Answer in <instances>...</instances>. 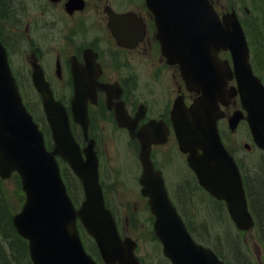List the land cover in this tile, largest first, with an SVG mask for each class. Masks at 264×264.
I'll use <instances>...</instances> for the list:
<instances>
[{
    "label": "water",
    "instance_id": "obj_1",
    "mask_svg": "<svg viewBox=\"0 0 264 264\" xmlns=\"http://www.w3.org/2000/svg\"><path fill=\"white\" fill-rule=\"evenodd\" d=\"M147 1L158 16L169 62H179L187 88L201 93L189 108L176 107L173 112L180 149L188 154L189 166L199 184L216 199L225 201L236 227L248 231L255 223L248 210L242 177L217 128L218 120L225 116L221 105L229 106L239 95L246 115L235 111L229 117L230 129L234 131L245 119L254 143L264 151V85L253 73L244 31L234 14L221 21L207 0ZM221 51L230 52L233 66L228 60H220ZM234 78L237 87L229 88L228 83ZM34 81L43 96L53 132L52 151L46 149L38 125L22 103L0 41V176L7 179L18 172L20 177L26 199L21 211L14 215L13 225L19 236L28 241L33 264H96L83 247L77 219L94 238L106 264H139L134 255L136 244L129 238L121 240L113 216L105 207L92 146L83 160L64 108L53 99L37 70ZM84 110L77 97L74 112L82 124ZM118 121L121 126H129L121 115ZM138 138L142 146V194L149 198L155 217L154 232L164 256L172 264H225L211 249L192 238L171 203L162 174L154 170L150 160V146L156 141L153 129L145 128ZM56 155L70 164L83 183L85 200L78 210L67 194Z\"/></svg>",
    "mask_w": 264,
    "mask_h": 264
},
{
    "label": "flooded vegetation",
    "instance_id": "obj_2",
    "mask_svg": "<svg viewBox=\"0 0 264 264\" xmlns=\"http://www.w3.org/2000/svg\"><path fill=\"white\" fill-rule=\"evenodd\" d=\"M15 1L20 2L19 6ZM210 2L220 15L234 10L246 24H252L257 15L253 9L257 7V25L263 31L264 0ZM12 6L18 7L13 16ZM1 16L8 19L6 24H1ZM10 31H16L18 39L20 82H32V68L40 65L53 95L68 111L76 81L81 84L88 115L87 136L74 119L70 125L81 149L93 141L106 204L116 221L121 222L118 211L123 206L117 195L129 193V188H118L109 180L115 179V174L110 173L125 172L127 164L124 168L121 161L116 164L106 141L120 143L123 138L130 146L139 147L137 134L156 121L152 129L167 131L169 139L166 144L152 145L151 159L156 170L169 174L165 148L171 159L177 154L182 156L177 152L171 110L178 97H183L187 105L195 97L185 90L179 67L169 65L163 57L154 18L145 0H0V38L8 41ZM119 115L129 126L120 127ZM124 172L122 175L128 176ZM137 175L130 178L136 180ZM193 186L188 181L177 185L179 198L188 190L192 193Z\"/></svg>",
    "mask_w": 264,
    "mask_h": 264
},
{
    "label": "rangeland",
    "instance_id": "obj_3",
    "mask_svg": "<svg viewBox=\"0 0 264 264\" xmlns=\"http://www.w3.org/2000/svg\"><path fill=\"white\" fill-rule=\"evenodd\" d=\"M15 2L19 6L20 2ZM12 7L13 12L10 15L13 16L15 13H17L18 7ZM19 11L21 10L19 9ZM256 19H259V17H256ZM6 20L8 19L3 20V17L1 16V24H6ZM15 33L16 31H10V39L7 37L6 38L9 40L11 48L14 52V56H11V63L16 67L18 66L19 56L16 58V41L18 39ZM256 40L263 43L264 34L256 37ZM261 49H263L264 53V45H261ZM223 57L228 58V55L224 54ZM30 91L32 94L28 95L31 97V99H28V101L32 103L35 102L41 107V103L37 95L32 91V89ZM245 124L246 123H241L235 132L229 131L226 122H220L219 128L223 133L224 139L228 143L230 149L236 153V157L240 164L244 165L247 171L250 170L248 171L249 174H254L260 171V163H258L260 151L253 145L249 130ZM106 142H108V151L110 155L116 157V164H118V161H121L122 168H124V165L127 164L125 172L123 170H121V172L122 174L123 172L128 174L129 177L123 176L117 171L115 173H110L111 171L109 172L110 174H115V179L109 180L114 184V186L118 188L119 186L129 188L127 189L129 193H120L117 195V201L123 206L118 212L125 226L126 235L132 237L138 243L139 248L137 255L142 258L144 264H170L163 257L162 249L158 241L154 238L152 231V216L149 210L146 208V200L141 196L140 186L136 181L140 172L136 158V156L138 157L139 154V147L135 145H133L134 147L130 146V142L123 138L121 139L120 143H116L114 141ZM247 143L251 145L249 150L245 146ZM167 150L168 148H165L166 153L164 157L168 163L166 167L168 168L169 174H166V176L168 177L170 185H172L173 189L175 190L176 186L180 185L182 182H189V177H191V174H189V169L182 156L177 154L173 159H171V156H169ZM137 173L138 175L136 180L130 178V176L135 178ZM0 181V194L4 196L5 203L7 204L10 213L15 215L21 210V207L24 203L23 192L19 190L17 185L18 183L14 178L9 180L0 179ZM187 193L188 194H185L184 197H188L187 195L191 194L189 190ZM193 194L194 203L192 205L186 206L184 211L186 218H190L191 225L199 236L200 241L203 240L201 243L211 248L214 247L219 253H223L231 264H236L233 256H231V254L227 255L229 249L226 246V236L223 234V231L225 230H230L232 233L237 231L230 219H228L229 217L226 208H223L220 203L211 199L207 194H204L199 189ZM179 209V213L182 215L183 210L181 208ZM182 216L184 217V215ZM219 219H221V221ZM127 223L130 225H127ZM242 238L246 244L245 251L250 256L252 263L264 264V245L261 242L257 231H248L242 235ZM88 242L91 244L92 240L88 238Z\"/></svg>",
    "mask_w": 264,
    "mask_h": 264
},
{
    "label": "trees",
    "instance_id": "obj_4",
    "mask_svg": "<svg viewBox=\"0 0 264 264\" xmlns=\"http://www.w3.org/2000/svg\"><path fill=\"white\" fill-rule=\"evenodd\" d=\"M253 54L255 72L264 80V53L262 50L254 48ZM259 163L260 171L254 174L245 172L244 179L250 210L256 220V230L264 245V156ZM68 190L73 199L78 201L79 196L71 180L68 181ZM0 211V264H32L29 258L28 244L18 236L13 227L12 213H10L2 194H0ZM219 220L221 221V219ZM188 227L193 231L190 225ZM223 234L226 236V246L229 249L227 255L231 254L236 264H253L250 256L245 251L246 244L243 241L242 234L240 232L232 233L230 230L223 231ZM89 250L99 260L94 244L89 246ZM217 254L222 258H226L223 253L217 251ZM228 264L231 263L228 262Z\"/></svg>",
    "mask_w": 264,
    "mask_h": 264
}]
</instances>
